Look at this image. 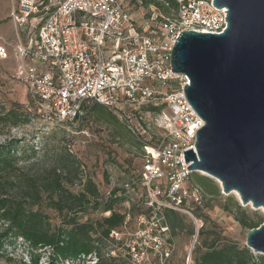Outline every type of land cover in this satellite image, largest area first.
Segmentation results:
<instances>
[{
    "label": "built area",
    "instance_id": "built-area-1",
    "mask_svg": "<svg viewBox=\"0 0 264 264\" xmlns=\"http://www.w3.org/2000/svg\"><path fill=\"white\" fill-rule=\"evenodd\" d=\"M173 1L176 8L164 16L157 4L169 7V2L154 0L149 20L156 27L149 22L140 27L125 9L127 2L140 0H18L11 12L16 45L0 39V61L14 59L13 79L46 120L73 125L90 101L128 120L141 135L144 213H126L110 234L130 264H169L175 245L168 210L195 221L196 240L202 227L195 208L204 198L188 183L192 173L184 151L196 153L197 132L205 123L183 92L188 77L173 72L170 57L181 33L222 34L228 15L214 0ZM132 118L143 124L148 139L138 134Z\"/></svg>",
    "mask_w": 264,
    "mask_h": 264
},
{
    "label": "rangeland",
    "instance_id": "rangeland-1",
    "mask_svg": "<svg viewBox=\"0 0 264 264\" xmlns=\"http://www.w3.org/2000/svg\"><path fill=\"white\" fill-rule=\"evenodd\" d=\"M17 3L18 0H0V39H6L13 45H16V36L11 12ZM150 7L144 5L141 10H137L135 4L127 2L125 5L130 20L140 27L146 26L147 22L151 23V27H156L157 23L149 20L152 15ZM169 13L172 12L169 11ZM160 14L164 15L162 12ZM15 68L14 59L0 61V118L13 110L19 119L25 116L29 122L17 126L0 122V145L19 143L18 153H23V158H25L19 163V167L23 170L22 174H43L57 165L60 158L65 156L67 149L80 162L82 171L77 175L79 177L74 180L73 185L69 186L74 194H78L86 180L91 179L97 186L100 198L104 200L114 189L124 190L122 196L126 197V201L118 205V209L122 212L128 213L130 208L140 205L139 201L143 191L140 183L137 184V178L142 164L140 148L142 138L139 139L141 135L137 136L128 131L125 126L128 120H120L119 124L115 123L112 126L95 122L92 118L80 120L73 125H60L48 121L42 114H39L35 104L36 100L32 98L27 89L13 79ZM146 120L149 123L153 122L152 117ZM131 122L140 130L139 132L136 130L138 134L142 132L145 138H149L142 130L143 124L139 126L134 118ZM119 133L124 137L119 136ZM31 148L37 152L36 159L30 158ZM195 177L211 182L210 184L217 190L218 195L212 197L203 189L205 194L203 205L195 208L198 226H202L197 240L195 221L188 216L179 215L182 228L175 233L172 232L171 235V242L175 245L174 261L177 264H188L189 257L194 264H197L200 255L206 252L214 242H218V247L232 242L238 244L240 248H248L246 246L248 230L236 221L235 216L239 215L250 222L264 220L263 210L255 209L253 205H243L232 193L225 194L223 188L204 172L193 173L190 176L188 183L191 186L198 182ZM132 184L137 186L136 190L133 189ZM57 198L55 196L54 200L56 201ZM48 202V198L38 201L53 226H57L61 218L56 212L46 207ZM227 205L232 209L233 214L226 211ZM239 206L242 211L237 210ZM131 212L133 217L136 212L133 208ZM107 216L108 214L93 213L82 218L81 221L95 222ZM110 241L106 242L102 248V259L107 261L115 258L121 264H130L121 244L115 242L114 239ZM2 252L3 258H0V264H32L26 245L21 239L12 244L6 243ZM254 255L257 258L263 256ZM96 261L97 258L93 256L91 259L87 258L85 264H95ZM38 264H56L51 260V251L41 253Z\"/></svg>",
    "mask_w": 264,
    "mask_h": 264
},
{
    "label": "water",
    "instance_id": "water-1",
    "mask_svg": "<svg viewBox=\"0 0 264 264\" xmlns=\"http://www.w3.org/2000/svg\"><path fill=\"white\" fill-rule=\"evenodd\" d=\"M227 9L222 34L186 31L171 52L176 74L188 77L184 94L205 125L196 153L184 151L190 172L219 180L225 194L264 208V0H214ZM246 246L264 256V223Z\"/></svg>",
    "mask_w": 264,
    "mask_h": 264
},
{
    "label": "trees",
    "instance_id": "trees-1",
    "mask_svg": "<svg viewBox=\"0 0 264 264\" xmlns=\"http://www.w3.org/2000/svg\"><path fill=\"white\" fill-rule=\"evenodd\" d=\"M167 1L170 4L169 7L157 4L165 16L170 15L169 11L176 8L173 0ZM153 4H156L154 0H140L136 6L141 9L144 5ZM89 118L109 126L119 124L122 120L106 107L90 101L83 103L77 122ZM0 122L17 126L26 124L29 120L25 116L19 119L17 113L12 110L0 118ZM125 124L128 131L133 133L129 125ZM121 135L119 133V136ZM140 144L143 155V143L140 142ZM18 145V142L0 145V258H3L2 251L6 243L12 244L21 239L26 245L32 264H38L41 253L47 250L51 251V260L56 264L66 262L85 264L87 258L91 259L93 256L97 258L95 264H121L115 258L104 261L102 248L106 242H111L110 234L117 230L126 219V212L118 209V205L126 201V197L122 196L124 190L114 189L104 200L100 198L97 186L91 179H87L80 192L74 194L69 186L73 185L74 180L79 177L77 175L82 171L80 162L67 149L65 156L60 158L57 165L43 174H22L23 170L19 167V163L25 158L23 153H18ZM30 153L32 154L30 158L36 159V150L31 148ZM195 180L198 182L194 183V187L201 190L203 198L205 196L203 189L212 197L218 195L217 190L208 180L199 178ZM132 187L136 190L137 186ZM55 196L58 197L56 201ZM42 198L49 199L46 207L56 212L61 218L59 225L53 226L50 218L42 211L38 203ZM132 208L136 212L133 217L144 213L141 204ZM237 210L242 211V208L239 206ZM226 211L233 214L228 205ZM93 213L108 214V216L95 222L81 221L82 218ZM179 215L172 210L166 212L173 233L182 228ZM235 219L248 232L259 228L264 223V220L246 221L239 215H236ZM217 243H212L209 249L200 255L197 264H264V256L257 258L246 247L240 248L238 244L232 242L218 247ZM174 257L175 254L171 257L169 264H177Z\"/></svg>",
    "mask_w": 264,
    "mask_h": 264
},
{
    "label": "bare ground",
    "instance_id": "bare-ground-1",
    "mask_svg": "<svg viewBox=\"0 0 264 264\" xmlns=\"http://www.w3.org/2000/svg\"><path fill=\"white\" fill-rule=\"evenodd\" d=\"M140 23H141V21H140ZM212 178V177H211ZM221 187H222V184H221V182L219 181V180H217V179H215V178H213ZM232 194H234V195H236L237 196V198L239 199V201H241V198H240V195L238 194V192H236V191H234ZM242 202V201H241ZM250 205H252V204H250ZM260 210H263L264 211V208H261Z\"/></svg>",
    "mask_w": 264,
    "mask_h": 264
}]
</instances>
